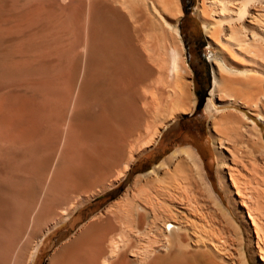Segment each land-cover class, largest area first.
Instances as JSON below:
<instances>
[{
    "label": "bare ground",
    "instance_id": "bare-ground-1",
    "mask_svg": "<svg viewBox=\"0 0 264 264\" xmlns=\"http://www.w3.org/2000/svg\"><path fill=\"white\" fill-rule=\"evenodd\" d=\"M195 8L218 55L203 109L226 202L176 148L47 264H264V0ZM182 14L181 0H0V264H32L48 232L196 111Z\"/></svg>",
    "mask_w": 264,
    "mask_h": 264
},
{
    "label": "rangeland",
    "instance_id": "rangeland-1",
    "mask_svg": "<svg viewBox=\"0 0 264 264\" xmlns=\"http://www.w3.org/2000/svg\"><path fill=\"white\" fill-rule=\"evenodd\" d=\"M196 4L197 0H181L183 14L182 18L177 23V26L180 29L181 37L184 40L185 53L187 54V63L189 67L193 65L195 66V68H197V70H202L200 72V81L202 83V86L205 87V85L207 86L208 81L206 82L202 77L204 65H201L202 60L200 55L204 56L205 62L208 64L209 71L212 68V59L218 57V55L216 52V48L210 45L207 41V38L204 33L203 23L199 19L195 8ZM209 81H211V75ZM196 90L194 86V93L196 99L198 103L201 102V106L197 108L193 114L178 119L175 124L171 125L167 130L163 131L157 144L152 148V150H149L146 153L142 154L133 163L132 168L130 169V172L128 173L127 177L123 181H121L116 188L108 191L107 193L101 194V196L94 198L88 204L81 206L78 211L73 213V215L68 220L61 222L58 226L48 232V234L43 239L38 252L34 257L32 264H47L54 250L58 246H60L64 241H66L83 222L90 218L91 215L101 209L109 201H112L115 197H117V195H119L125 189V187L136 175L151 169L157 162L163 159L171 151L179 147L189 146L197 153V155L202 161V167L206 172L207 178L211 183L213 190L222 202L226 200L224 194L220 191L217 185L215 176L217 160L213 149L212 141L207 133L208 116L205 114L203 109V103L206 97H208L209 90L207 89L206 93L203 92L201 98L198 97L197 92H195ZM261 127L264 131L263 123H261ZM5 144L6 143L0 142V149L8 152V149L12 147L8 143L6 146ZM5 147L9 148L5 149ZM10 151L8 153H2L0 151V156H6L10 153ZM31 180H35L33 181L34 187L36 188V198L34 199L35 201H39V198L43 196L42 194L45 191L44 187L46 185V182L45 180H41L42 182L40 181V183L37 184L36 178ZM49 221H46V223H49ZM45 225H39L37 227L36 233L40 232V230Z\"/></svg>",
    "mask_w": 264,
    "mask_h": 264
},
{
    "label": "flooded vegetation",
    "instance_id": "flooded-vegetation-1",
    "mask_svg": "<svg viewBox=\"0 0 264 264\" xmlns=\"http://www.w3.org/2000/svg\"><path fill=\"white\" fill-rule=\"evenodd\" d=\"M200 57H201V60H202L201 61V65H204L203 66L204 67V71H203V76L202 77L204 78V80L206 82L208 81L209 83L207 82V86L205 85V87H203L202 83L200 81V78H201L200 72L202 70L199 71V70H197V68H195V66L191 65V69L193 68L192 72H193V76H194L195 90L197 88V90L195 92H197L199 98H201L202 97L201 95L203 94V92L206 93L207 89L209 90V87H210V81H209L210 80V71L208 69V64L205 62V59H204L203 55H200ZM186 59H187V54H186Z\"/></svg>",
    "mask_w": 264,
    "mask_h": 264
},
{
    "label": "water",
    "instance_id": "water-1",
    "mask_svg": "<svg viewBox=\"0 0 264 264\" xmlns=\"http://www.w3.org/2000/svg\"><path fill=\"white\" fill-rule=\"evenodd\" d=\"M201 106V102L197 103L196 108H199Z\"/></svg>",
    "mask_w": 264,
    "mask_h": 264
}]
</instances>
